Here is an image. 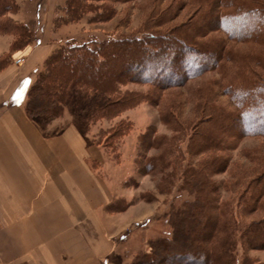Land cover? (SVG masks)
Returning a JSON list of instances; mask_svg holds the SVG:
<instances>
[{"label": "rangeland", "instance_id": "374dc122", "mask_svg": "<svg viewBox=\"0 0 264 264\" xmlns=\"http://www.w3.org/2000/svg\"><path fill=\"white\" fill-rule=\"evenodd\" d=\"M210 1L11 0V9L0 17V39L5 37L9 42L8 49L0 51V67L8 61L16 63L17 57L25 58L32 49L43 52L44 60L40 55L30 72L33 81L25 104L39 79L50 69L60 71L66 65L72 47H94L116 40L131 43L136 38L147 46L144 42L151 38L167 50H152L156 57L146 54L148 61L167 62L178 45L196 47L180 29L191 21L199 24L201 13L214 0ZM206 20L213 30L202 38H218L233 55L220 68L198 75L196 70L182 71L186 78L176 75L177 84L169 85L150 62H145L147 71H137L135 67L145 54L129 45L120 58L107 56L111 65L119 62V79L151 80L156 86L141 81L123 83L118 89L121 94L132 93L131 102L110 108L105 117L98 93L73 94L57 115L81 128L87 162L109 193L107 211L130 208L117 237L116 259L124 264H264V235L245 234L251 223L264 225V193L249 211L244 208L252 185L264 175V135L253 134L251 130L257 128H251L247 120L237 124L238 114L246 109L239 111L226 90L243 70L264 78V69L256 60L264 53V46L235 40L225 28L216 29L218 22L213 15ZM235 24L245 30L242 20ZM185 51L186 63L209 66L211 56ZM132 63L135 71L130 73L125 65ZM117 111L120 114L115 116ZM40 116L56 117H33ZM213 133L225 142L204 141L203 136L213 137ZM206 196L212 204L210 222L216 225L210 238L202 240L199 219L207 208ZM178 224L184 229V242L179 241ZM190 235L194 238L191 244L187 239ZM161 240L170 243L162 245Z\"/></svg>", "mask_w": 264, "mask_h": 264}, {"label": "crops", "instance_id": "0c3cea01", "mask_svg": "<svg viewBox=\"0 0 264 264\" xmlns=\"http://www.w3.org/2000/svg\"><path fill=\"white\" fill-rule=\"evenodd\" d=\"M8 44L1 38L0 51ZM40 55L32 49L23 64L0 67V264H124L117 237L130 208L107 211L109 193L87 162L81 128L66 116L26 112Z\"/></svg>", "mask_w": 264, "mask_h": 264}, {"label": "trees", "instance_id": "16d2710c", "mask_svg": "<svg viewBox=\"0 0 264 264\" xmlns=\"http://www.w3.org/2000/svg\"><path fill=\"white\" fill-rule=\"evenodd\" d=\"M10 4L11 0H0V17L11 9ZM211 15H213L215 21L218 22L216 29L223 30V28H225L228 32L227 34L231 35L233 39L244 42L259 43L264 46V0H214L212 1L210 8H207L201 13V19L198 21L199 24L191 21L180 29V32L182 33L181 35L189 38V41L196 44V47L184 43L178 45L176 50L170 55V60H167V62L162 59L148 61L149 58L146 57V54L152 55L151 58L156 57V53H152V50H157L159 53H164L167 50L166 47H161L159 44L155 45L151 38L145 40L144 43L147 46H143V40L141 41V38H136L131 43L116 40L110 42L103 41L101 45L96 44L94 47L88 45L72 47L73 49L69 52L67 63L61 67L60 71H55L54 68L50 69L46 77L43 76L31 87L28 93L29 98L25 103L26 112L31 117L35 115L57 116L63 111L64 106L71 95H84L90 90L102 96L100 99L103 100V104L99 107H101L100 110H102L104 117L110 108L124 107L125 103L128 101L131 102L133 95L132 93L121 94L118 87L125 82H138L141 80H138V78H126L124 81L120 80V75L116 70L119 62L116 64L114 63L115 65H111V61L109 62V59L107 58L109 56L120 58L121 53L129 51V45L134 47V51L137 49V52L140 51L142 55L145 54L143 61H140L141 64L136 66L135 69L140 72L145 71V62H150V65L154 67L155 70H158V73H160L159 75H161L164 78L163 80L167 81L166 84L169 85L177 84L174 82L176 81L174 80L176 75L178 77L183 76V78H186L183 74L188 70H196L195 73L198 75L208 70L220 68L224 60H230L233 58V55L231 52L225 51V43L218 38L214 37L206 39V37L204 38L205 40L202 38L203 34L206 35L213 30V26H209L206 20V18ZM235 20H242L243 26L245 25V30H239L235 24ZM221 21H223L225 25H220ZM228 21L230 22L228 23ZM185 50H189L193 55L204 58L211 56L208 63L209 66L200 65L201 67L199 68L195 61H189L186 63V60H184ZM256 60L264 69V53L258 54ZM135 64L136 63H134V65ZM182 65H185L184 69H181L183 68L181 67ZM120 66H123V64ZM131 66L132 69H130ZM141 66L143 70H141ZM125 67L129 68L128 71L130 73L135 71V69L133 70V63L131 65L126 64ZM142 80L143 81L141 82L149 83L152 86L155 84V82H152L151 80ZM186 81L187 79L185 82ZM226 90L230 93V96L239 108V111L246 109L244 113L240 114L241 116L238 114L237 117L239 118V121L237 124L247 120V122L249 121L248 123H250V126H252L251 128H257L253 130L256 131V133L251 130L253 134L264 135V78H261L254 72L243 70L240 78L235 80L231 86H226ZM131 105L132 104L129 103V106ZM119 112L120 111H117L115 116L120 114ZM229 116L224 117V120ZM216 123L217 122H215V124ZM217 135L218 133H213V137H209V135H207V137L203 136L204 141L224 143L225 140ZM198 182L201 183V181H196V184L200 186ZM203 189L205 191V185H203ZM263 193L264 175L252 185L250 196L247 198L248 201L246 200L247 203H245L244 208L249 211V209L253 207V203L257 204ZM206 197L208 199L206 202L207 208H203L202 212H199L201 218L199 219V226L201 227L200 237L202 240L210 238V235L212 234L211 231H214L216 225L210 222L211 216L209 215V211L212 208V204H210V196ZM222 215L224 216V214ZM193 216L194 215H191L190 218ZM230 218L231 220L233 219L232 216H230ZM194 219L195 218H193V220L191 219L192 222ZM180 225L181 224L177 225V229L179 228L177 234L178 238H180L179 241L184 242V229L182 231ZM250 226V230L248 232L246 231L245 234L251 233L250 235H252L253 233L259 232L260 236L264 235V225L259 227V224L251 223ZM189 231L191 232V235L194 233L191 228H189ZM191 235L189 238L187 237L190 242L189 244L194 240ZM161 242L162 245L170 243L169 240H161Z\"/></svg>", "mask_w": 264, "mask_h": 264}, {"label": "built area", "instance_id": "2783aa9c", "mask_svg": "<svg viewBox=\"0 0 264 264\" xmlns=\"http://www.w3.org/2000/svg\"><path fill=\"white\" fill-rule=\"evenodd\" d=\"M24 57L23 56H20V57H17L16 59H15V61H16V63H18V64H21L22 62H24Z\"/></svg>", "mask_w": 264, "mask_h": 264}]
</instances>
